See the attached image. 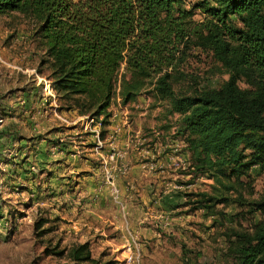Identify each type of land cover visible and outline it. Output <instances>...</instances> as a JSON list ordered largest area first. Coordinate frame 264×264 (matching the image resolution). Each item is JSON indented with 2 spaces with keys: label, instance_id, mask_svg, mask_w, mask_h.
Returning a JSON list of instances; mask_svg holds the SVG:
<instances>
[{
  "label": "trees",
  "instance_id": "trees-1",
  "mask_svg": "<svg viewBox=\"0 0 264 264\" xmlns=\"http://www.w3.org/2000/svg\"><path fill=\"white\" fill-rule=\"evenodd\" d=\"M13 10L35 21L38 69L47 64L66 106L105 123L115 98L126 104L146 91L165 102L164 114H178L189 172L214 179L188 201L210 214L236 203L259 216L249 228L228 227L224 264H264V190L245 197L230 177L264 172V0H0V14ZM193 47L227 73L219 85L183 69ZM184 81L189 89L175 87ZM43 252L64 256L62 264H117L94 257L87 241H55Z\"/></svg>",
  "mask_w": 264,
  "mask_h": 264
},
{
  "label": "rangeland",
  "instance_id": "rangeland-1",
  "mask_svg": "<svg viewBox=\"0 0 264 264\" xmlns=\"http://www.w3.org/2000/svg\"><path fill=\"white\" fill-rule=\"evenodd\" d=\"M194 1L184 0L187 6ZM194 11L195 18L202 16L199 9ZM35 28V21L22 12L13 10L0 14V264H62L66 259L64 256L46 255L44 247L55 241H59L60 246H69L77 240L74 233L66 230L71 215L62 212L61 217L57 210H50L52 199H49L47 186L38 184L43 189L32 190L33 187L17 171L23 162L22 169L32 180L39 168L31 154L34 140L49 131H57L67 120L72 123L76 112L82 115L75 107L66 106L51 85L50 92L45 86L46 82L50 83L47 76L49 68L44 64L41 71L38 69L44 46ZM182 67L197 74L201 85L217 86L227 77V73L216 71L211 56L198 47L192 48ZM190 82L184 81L175 87L189 89ZM238 83L247 85L243 79ZM164 103L146 91L126 104L115 98L110 105L112 119L108 118L107 122L116 118L121 125L130 126L125 133L132 134L137 149L150 142V137L164 142L173 139L176 147L182 149L184 134L179 131L178 114H164ZM84 115L83 128L88 129L90 121L88 114ZM67 136L72 135L65 133L61 137ZM140 136L144 138L140 139ZM19 139H23V143ZM48 139L59 142V136ZM189 162L188 154L185 158L177 157L171 166L166 165L165 179L171 181L163 189L156 190V197L168 206L167 214L175 217L161 220L158 235L149 238L142 235L145 242L143 264H224L228 227L249 228L259 217L257 212L245 213L246 206L236 203H217L212 214L205 208L194 207V203L188 200L195 198L194 192L210 189L214 179L190 173ZM103 169L107 172L106 168ZM125 170L123 164L120 171ZM230 177L235 179L245 197H257L264 190V172H259L258 166H253L248 174L238 178ZM40 217L46 220L34 229V222ZM98 232L86 240L94 257L101 260L112 258L117 260V264H137L126 255L123 257L121 251L126 245H121L119 238L107 241L104 237L108 231L103 228L104 233ZM116 233L119 236L120 233ZM140 259L139 254V264Z\"/></svg>",
  "mask_w": 264,
  "mask_h": 264
},
{
  "label": "crops",
  "instance_id": "crops-1",
  "mask_svg": "<svg viewBox=\"0 0 264 264\" xmlns=\"http://www.w3.org/2000/svg\"><path fill=\"white\" fill-rule=\"evenodd\" d=\"M75 117L72 123L67 120L57 131H49L34 140L31 154L39 168L32 180L22 169L23 162L17 171L33 187L32 190L43 189L38 184L47 186L49 199H52L50 210H57L61 217L62 212L71 215L66 230L77 236L74 242L86 241L93 234L97 235L98 230V233H104L105 228L108 235L104 239L107 241L119 238L124 246L133 237L142 263L145 251L142 235L145 238L158 235L161 220L175 217L167 214L168 206L156 197V190L163 189L171 181L165 179L166 165L171 166L179 156L188 157V151L176 147L173 139L164 142L153 137L137 149L132 134L125 133L130 126L121 125L116 118L105 124L101 120L97 122L99 117L87 124L89 128L86 129L83 128L85 115L76 112ZM108 118L112 119V116ZM65 133L72 136L61 137ZM50 136H59V142L50 141ZM19 140L23 143V139ZM123 164L125 172L120 171ZM118 227L119 230H115ZM115 231L120 233L119 236ZM121 254L124 257L127 249Z\"/></svg>",
  "mask_w": 264,
  "mask_h": 264
},
{
  "label": "built area",
  "instance_id": "built-area-1",
  "mask_svg": "<svg viewBox=\"0 0 264 264\" xmlns=\"http://www.w3.org/2000/svg\"><path fill=\"white\" fill-rule=\"evenodd\" d=\"M45 86L48 87V90L50 92V83L46 82ZM87 118L90 122H95L97 120L93 116H89V115H87ZM97 122H99V120ZM126 249H127V254H126L127 259L139 264L140 253L137 247L136 240L133 237H131L130 240L126 243Z\"/></svg>",
  "mask_w": 264,
  "mask_h": 264
}]
</instances>
